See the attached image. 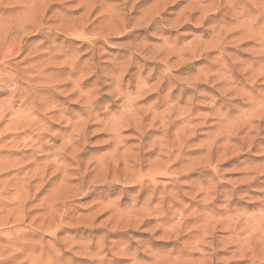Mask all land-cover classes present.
<instances>
[{
    "label": "rangeland",
    "instance_id": "374dc122",
    "mask_svg": "<svg viewBox=\"0 0 264 264\" xmlns=\"http://www.w3.org/2000/svg\"><path fill=\"white\" fill-rule=\"evenodd\" d=\"M0 264H264V0H0Z\"/></svg>",
    "mask_w": 264,
    "mask_h": 264
},
{
    "label": "bare ground",
    "instance_id": "6f19581e",
    "mask_svg": "<svg viewBox=\"0 0 264 264\" xmlns=\"http://www.w3.org/2000/svg\"><path fill=\"white\" fill-rule=\"evenodd\" d=\"M194 2V1H193ZM237 3V2H236ZM255 8V7H254ZM236 14V13H235ZM211 17V16H210ZM208 19V18H207ZM214 19V18H213ZM211 20V19H210ZM126 22V21H125ZM122 23H124V20H123V22ZM120 26V25H119ZM123 26V25H122ZM220 26V25H219ZM120 28V27H119ZM122 29V28H121ZM123 29H125V26H124V28ZM122 29V30H123ZM120 30V29H119ZM220 30V29H219ZM226 31V30H225ZM82 32V31H81ZM73 34V33H72ZM73 36V35H72ZM85 36V35H84ZM258 77V76H257ZM257 79V78H256ZM127 175V174H126ZM208 195V194H207Z\"/></svg>",
    "mask_w": 264,
    "mask_h": 264
}]
</instances>
